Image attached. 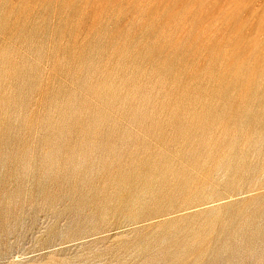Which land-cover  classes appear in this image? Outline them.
Instances as JSON below:
<instances>
[{
    "label": "rangeland",
    "instance_id": "obj_1",
    "mask_svg": "<svg viewBox=\"0 0 264 264\" xmlns=\"http://www.w3.org/2000/svg\"><path fill=\"white\" fill-rule=\"evenodd\" d=\"M0 264H264V0H0Z\"/></svg>",
    "mask_w": 264,
    "mask_h": 264
}]
</instances>
